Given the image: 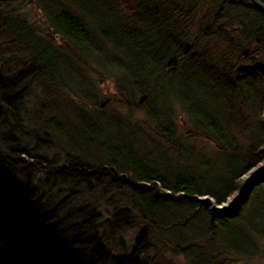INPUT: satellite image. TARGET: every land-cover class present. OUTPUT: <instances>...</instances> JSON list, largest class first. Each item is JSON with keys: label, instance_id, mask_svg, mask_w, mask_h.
<instances>
[{"label": "trees", "instance_id": "16d2710c", "mask_svg": "<svg viewBox=\"0 0 264 264\" xmlns=\"http://www.w3.org/2000/svg\"><path fill=\"white\" fill-rule=\"evenodd\" d=\"M25 1L0 0V264L264 263V11L34 0L43 31Z\"/></svg>", "mask_w": 264, "mask_h": 264}, {"label": "rangeland", "instance_id": "374dc122", "mask_svg": "<svg viewBox=\"0 0 264 264\" xmlns=\"http://www.w3.org/2000/svg\"><path fill=\"white\" fill-rule=\"evenodd\" d=\"M24 7L21 9L22 13L26 16V18L32 22L33 24L38 25L43 31L47 29L48 24L46 21V18L42 12V9L38 6L39 4H37L34 0H30V1H25V3L23 4ZM96 55H90L87 57L88 63L95 69L99 68L101 69L103 65H98V60L96 59ZM102 61L106 62L105 65H109V60L103 58ZM91 76L93 75H97V73L95 71H90ZM96 88L98 93L96 92V94H98L97 99L99 100L100 103H103L102 108H105L106 111L110 110L112 111L114 109H117V111L121 112V113H125L126 112V108L125 106H123L121 103H119L117 101V99L120 97L117 91V83L116 80L113 76L110 75V73H104L103 76H97L96 79ZM36 92V91H34ZM90 94V93H89ZM78 98V97H76ZM96 98V97H95ZM79 100V99H78ZM109 110V111H110ZM260 110V106H256L254 109L248 110L246 111L247 113H249L252 117H255L256 115L259 114ZM101 112H105L104 110H100ZM133 115H136L139 119L144 118V114L141 111H135ZM180 117V121L178 123L179 129L181 130L182 128H187L188 126V118L185 114L178 115ZM207 146L209 148V144L213 145L211 143H201V145ZM211 149V148H210ZM209 151V149H208ZM256 168L252 169V171H255ZM248 176H246L247 178ZM104 204V203H102ZM102 209L104 210V205L101 206ZM165 251V250H164ZM164 251L162 252V254L164 253ZM159 252V251H158ZM170 251H166L165 257L169 258L170 255ZM161 254V255H162ZM143 255H148V258H155V262L154 264H162V261L160 259L157 258V256L160 255L157 253V251L155 250H149L146 252V254ZM248 259L242 261V260H237L236 264H264L262 259H251L249 261H247ZM173 261L174 262H178L180 264H187L186 260L181 257V256H174L173 257Z\"/></svg>", "mask_w": 264, "mask_h": 264}, {"label": "water", "instance_id": "95a60500", "mask_svg": "<svg viewBox=\"0 0 264 264\" xmlns=\"http://www.w3.org/2000/svg\"><path fill=\"white\" fill-rule=\"evenodd\" d=\"M251 1L256 6H258L260 9H262L264 11V2L262 0H251ZM198 199H200L202 201H204V200L208 201L209 202V208H210L211 212H214L215 210L220 209V208H227L234 201V197L230 196L224 202H222L221 204H218L208 194H204V195L198 196Z\"/></svg>", "mask_w": 264, "mask_h": 264}]
</instances>
